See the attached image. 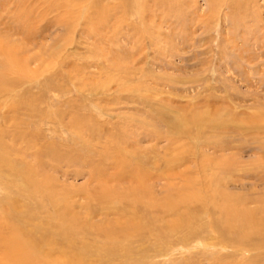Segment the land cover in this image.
<instances>
[{
	"label": "rangeland",
	"instance_id": "obj_1",
	"mask_svg": "<svg viewBox=\"0 0 264 264\" xmlns=\"http://www.w3.org/2000/svg\"><path fill=\"white\" fill-rule=\"evenodd\" d=\"M0 94V158L82 226L65 250L38 242L52 264H264V234L221 208L264 216V0H0ZM5 179L0 160L16 217ZM36 198L41 239L58 222Z\"/></svg>",
	"mask_w": 264,
	"mask_h": 264
},
{
	"label": "bare ground",
	"instance_id": "obj_2",
	"mask_svg": "<svg viewBox=\"0 0 264 264\" xmlns=\"http://www.w3.org/2000/svg\"><path fill=\"white\" fill-rule=\"evenodd\" d=\"M0 160H3L5 165L9 166V171L13 177L12 182L10 180L8 181V179L4 180V185L6 184V186L3 189L6 190V187H9L14 195H24L29 202L24 203V206L28 207L27 211H25L24 213H19V215L16 217H10L13 212H7V210H9V207H7L8 203L1 204V206H5L6 210L3 209L4 213H2V215L0 216V264H52L48 252H40V244H38V242L47 241V239H51L49 243H53V241H56L57 246L61 249L74 246L76 244L75 242L77 239L76 235H74V229L77 230L78 228H82V226L80 227L81 223L78 219V214L73 211L74 207L70 208V206L72 207V203L69 201L71 203V205L69 206V203L66 202V197H63L64 199H62L61 196H58L57 192L55 193L54 189L51 187L50 184L37 180V175L39 174H37V171L34 170L33 164L23 163L20 166L21 169H18L17 166L9 158L3 156L2 158H0ZM118 176L120 177V175ZM14 178L16 180L19 179L20 187L15 188L16 185ZM101 192L105 195L106 198H113L115 202L116 200L124 201L123 198H126L127 200H131V202L133 203H138V201H143L144 196L139 194L137 190H132V193L127 195H122L117 190L110 191V189L101 190ZM37 196L39 197L38 199L49 200L48 202L52 206H54L56 213H53L52 222H58L55 225V228H53L52 230L42 231L41 239H38L35 236V233L38 231V227L35 223L34 218H31L34 215L33 210L35 207L34 205H36V202L34 200L37 199ZM13 200L12 202L14 204L15 201H18V199H16L15 201ZM183 202H186V200ZM150 205L151 204H147L146 206L148 207ZM221 208L225 213L229 231L236 233L240 237H245L247 234H249L245 232L244 228V226L247 224L253 227L252 232H255L254 229H256L258 230V232L264 234V216H258L257 213L250 211L235 213L233 208L226 203L224 206H221ZM35 216H38V214L36 213ZM38 219L41 220L42 217L41 219ZM66 223H68L71 228H65L64 225ZM125 225L134 229L138 227V223L134 218H129V220H127L125 224H121L120 231L123 233H129ZM27 226H29L30 228L27 229ZM104 230L105 232L103 234H112L111 226H104L103 228H101L100 232ZM47 245L50 248L52 247V244L47 243ZM48 246L46 247V249L49 248ZM75 264L80 263L76 262Z\"/></svg>",
	"mask_w": 264,
	"mask_h": 264
}]
</instances>
